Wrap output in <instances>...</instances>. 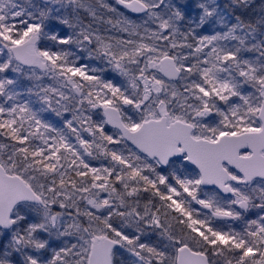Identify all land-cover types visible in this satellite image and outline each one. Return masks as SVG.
I'll list each match as a JSON object with an SVG mask.
<instances>
[{"label":"snow or ice","instance_id":"1","mask_svg":"<svg viewBox=\"0 0 264 264\" xmlns=\"http://www.w3.org/2000/svg\"><path fill=\"white\" fill-rule=\"evenodd\" d=\"M0 264H264V0H0Z\"/></svg>","mask_w":264,"mask_h":264}]
</instances>
